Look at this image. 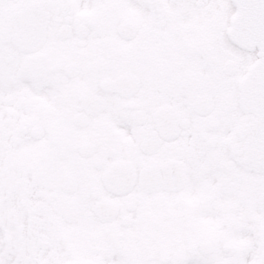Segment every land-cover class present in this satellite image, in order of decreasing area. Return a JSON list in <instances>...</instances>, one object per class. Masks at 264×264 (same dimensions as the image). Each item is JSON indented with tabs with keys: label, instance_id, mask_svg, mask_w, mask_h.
I'll list each match as a JSON object with an SVG mask.
<instances>
[{
	"label": "snow or ice",
	"instance_id": "obj_1",
	"mask_svg": "<svg viewBox=\"0 0 264 264\" xmlns=\"http://www.w3.org/2000/svg\"><path fill=\"white\" fill-rule=\"evenodd\" d=\"M0 264H264V0H0Z\"/></svg>",
	"mask_w": 264,
	"mask_h": 264
}]
</instances>
